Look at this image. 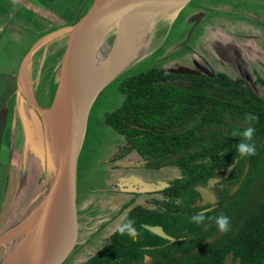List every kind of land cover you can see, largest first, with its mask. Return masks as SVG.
Returning <instances> with one entry per match:
<instances>
[{
	"label": "trees",
	"instance_id": "trees-1",
	"mask_svg": "<svg viewBox=\"0 0 264 264\" xmlns=\"http://www.w3.org/2000/svg\"><path fill=\"white\" fill-rule=\"evenodd\" d=\"M251 76L258 92L241 72L190 75L156 65L123 79L119 86L123 101L105 120L124 139V155H137L147 165L175 166L180 176L166 189L165 217L139 211L138 218L139 205L134 206L136 238L116 231L104 249L77 264H146L144 253L155 256L150 264H224L228 255L238 264H264V73ZM53 77L54 96L57 78ZM249 114L256 119L246 121ZM249 125L255 129L250 142L256 151L243 157L236 144ZM236 159L230 175L220 182L229 188L219 190L218 207L197 212L200 208L192 205L199 195L195 187L205 185L217 169H227ZM240 180L239 189L230 194ZM79 185L84 186L80 180ZM194 214L203 215L199 224L191 219ZM220 215L228 217L226 231L216 226ZM141 223L163 224L168 234L183 239H163ZM164 241L162 249L144 247Z\"/></svg>",
	"mask_w": 264,
	"mask_h": 264
},
{
	"label": "rangeland",
	"instance_id": "rangeland-1",
	"mask_svg": "<svg viewBox=\"0 0 264 264\" xmlns=\"http://www.w3.org/2000/svg\"><path fill=\"white\" fill-rule=\"evenodd\" d=\"M67 2L57 0L56 8L60 9ZM28 4L41 6L40 0H29ZM171 14L172 11L169 12ZM169 15H161L154 26L146 30L154 38L150 50L106 80L91 106L78 157L79 180L86 187V191H80L83 198L79 197V190L78 194L76 190L77 209H83L88 202L87 213L91 216L95 215L100 205L104 206L102 214L110 213L114 208L113 200L111 203L108 197L102 200L99 196L101 190L111 188L112 178L128 168L139 171L143 164L142 158L137 155L121 158L124 139L105 120L106 114L115 110L123 101L119 86L125 77L156 65L176 67L180 62L192 64L194 62L186 60L188 52L192 51L191 47L198 62L207 64L208 68L234 75L243 66L251 73H264V0H190L175 17ZM55 16L59 18L62 14L59 12ZM52 28L55 30L57 27L51 24V31ZM42 34L45 35V32ZM115 34L114 28L105 35L108 47L113 44ZM64 45L65 40L62 38L58 45L46 47L45 52L40 49L36 56L32 55L33 63L31 61L26 77L21 72L13 96L8 98L7 105L1 110L7 116L10 127L8 133L7 130L2 131L4 137L0 136V264L5 262L7 251L13 249L26 232L5 239L3 237L25 226L34 214L40 213L52 189L44 114L34 105L43 108L51 105L54 97L53 75L56 71L55 77H58L59 67L56 69V65L58 61L60 65ZM23 78L29 79V86ZM166 175L169 178L167 181H171L179 175V171L175 167H168ZM86 197L87 202L84 199ZM85 214L86 209L82 210L80 217L83 220L79 221L80 229L83 230L81 240L97 226V222L89 221L85 224ZM60 218V205L56 203L42 226L36 246L42 240L47 243L59 225ZM94 250V247L86 250L78 247L63 264H77L88 258V253ZM224 264L238 262L228 255Z\"/></svg>",
	"mask_w": 264,
	"mask_h": 264
},
{
	"label": "water",
	"instance_id": "water-1",
	"mask_svg": "<svg viewBox=\"0 0 264 264\" xmlns=\"http://www.w3.org/2000/svg\"><path fill=\"white\" fill-rule=\"evenodd\" d=\"M121 1L85 0L66 25L40 39L32 46L23 59L22 72H25L29 59L43 41L63 36L65 45L58 69L57 87L51 105L48 108L34 105L36 109L44 114L45 130L47 132L46 138L48 140L47 145L51 165L50 175L52 179V189L48 196L49 198H47L50 199L53 194H57L61 218L54 233L48 238L47 246L43 250L28 253L29 255L25 256L26 258L23 261L21 259V262L18 264H63L78 244L81 230L79 221H81L80 215L82 209H77L76 190L77 194L79 190V197L83 198L81 196L82 187L79 185L78 180V157L91 106L103 83L91 95L82 123H79L77 120L75 122L74 119L75 88L84 72L85 57H96L97 49L95 50L96 47L94 45L97 41L104 40L109 30L100 37L98 35L114 17ZM189 1L181 0L170 8L165 7L164 9L161 7V9L156 10L160 12L158 18L161 15H169L171 11L172 14L169 16L175 17L180 9ZM95 38H97L96 41H94ZM92 43L94 44L91 49L90 44ZM196 67L198 70L181 66L173 70L187 74H199L200 71H203L208 75H213L208 68L199 63H196ZM118 73L120 72L118 71ZM241 73L246 77L252 90L258 92L248 70L242 68ZM236 162L237 159L227 169H217L218 174L210 177L206 185L195 187L202 198L198 203L199 205H205L208 201H216L217 198L212 187L229 176ZM247 171L248 167H246L243 177ZM239 184L233 188L232 192L237 190ZM145 226L171 242L183 239L166 233L160 226L147 224Z\"/></svg>",
	"mask_w": 264,
	"mask_h": 264
},
{
	"label": "bare ground",
	"instance_id": "bare-ground-1",
	"mask_svg": "<svg viewBox=\"0 0 264 264\" xmlns=\"http://www.w3.org/2000/svg\"><path fill=\"white\" fill-rule=\"evenodd\" d=\"M180 1L181 0H122L120 2L114 17L98 35V37H100L108 30L109 33L115 28L116 34L113 44L111 47H108L105 43L106 40L97 41L94 45V47H96L95 50L97 49L96 57H85L84 72L75 88V122L77 120L79 123H82L91 95L102 83L114 76L118 71L120 72V70L128 64L144 56L150 50V47L154 45V38L151 36L144 38V34L146 30L151 29L157 21L160 12L156 10L161 9V7L164 9L165 7H173L174 4H177L176 2ZM97 38H95L94 41H96ZM93 44L94 43L90 44L91 49L93 48ZM28 69L29 64L24 72L25 77ZM46 119L48 120L47 117ZM45 201L46 202L41 206L40 213L37 212L34 214L25 226L12 230L3 237V239H5L16 233L26 232L23 239L17 241L16 244L14 242V248L7 251L3 264H18L21 262V259L23 261L26 258L25 256L29 255L28 253L43 250L46 247L47 243H45L44 240L37 246L36 242L42 226L47 221L46 219L50 217L55 204H58L57 194H53L50 199ZM46 210L47 213H45Z\"/></svg>",
	"mask_w": 264,
	"mask_h": 264
},
{
	"label": "flooded vegetation",
	"instance_id": "flooded-vegetation-1",
	"mask_svg": "<svg viewBox=\"0 0 264 264\" xmlns=\"http://www.w3.org/2000/svg\"><path fill=\"white\" fill-rule=\"evenodd\" d=\"M147 32V31H146ZM150 32V31H149ZM148 36H150L148 34ZM147 36V37H148ZM192 51L188 52V58L186 59L188 62H194L192 64H187V63H182L180 62L179 64L176 65V67H169L170 71L175 72L173 69H177L178 67H188L191 69L198 70L196 67V63H199L203 65L201 62H198L196 59L197 55L194 53L193 48L191 47ZM221 53L223 52L222 50H219ZM207 65V64H206ZM206 65V68H208ZM245 68L243 66H240L239 72H241V69ZM212 73L213 69L210 67L208 68ZM248 70V72L252 75L250 70L248 68H245ZM238 70V68H237ZM217 71V70H215ZM223 71V70H220ZM179 73V72H175ZM202 73H205L203 71H200L199 74H190V75H200ZM182 74V73H180ZM187 74V73H186ZM206 74V73H205ZM208 75V74H207ZM212 76V75H211ZM116 153V152H115ZM125 151L121 153L120 155L121 158L127 156L126 154L124 155ZM119 155V156H120ZM119 159V157L117 158ZM143 160V164H141V168H139V171H131L129 170L130 168L127 169L124 173L121 175L116 176L115 178H112V183L110 185V189L101 190L100 197L103 198L102 200L106 199L109 200L112 203V200L114 202L113 206L114 208L111 210V212H106L105 214H102L101 212L104 210V206L100 205L99 210L95 212V215L91 216V214L87 213L88 209V202H87V197L84 198L86 199V206L82 209H86V214H85V224L86 222L89 223L91 222H97V226L89 231L88 234H85L86 237L84 240H81L82 237V232L83 230H80V235L78 239V244L76 245L75 249L77 250L78 247H82V249L86 250L88 248L94 247L93 252L88 253V258L82 261H87L89 260L95 253L96 251H101L104 249L105 245L109 243L110 237L112 236L113 233H115V229L118 225H121L125 223L126 221L130 220L131 222L135 220V211L133 210L134 206L139 205L136 213L139 216V211L146 212L144 213L147 216L153 215V216H159V217H165L166 212H167V196H166V189L169 186V178L167 179V166L161 165V166H152V165H147L146 160ZM170 167H175V166H170ZM138 168V167H137ZM177 168V167H175ZM221 169V168H220ZM232 172V171H231ZM230 175V174H229ZM180 175H177L176 177H179ZM175 178V177H174ZM173 179V178H172ZM243 179V177H242ZM225 180V179H224ZM223 181V180H222ZM221 182V181H220ZM215 184L214 187H212V190L216 196V201L215 202H207L205 205H199V201L202 200L201 196L198 195V197L193 198V206L199 207L200 210L197 212H206L209 211L213 208L218 207L219 201H220V193L219 190H223L225 187L221 183ZM242 180H240L238 183L239 187L241 185ZM206 185V184H205ZM237 185V184H236ZM234 185L233 188L236 186ZM237 188V190L239 189ZM233 188L231 189L230 194L236 192H232ZM86 187L82 186V191ZM101 189V188H100ZM100 200V201H102ZM106 200V201H107ZM132 201V202H131ZM244 206V205H243ZM82 212V211H81ZM96 217L97 219L95 220ZM100 217V218H99ZM147 218V217H146ZM82 219V218H81ZM94 219V220H92ZM83 220V219H82ZM156 225L162 227V229L166 232L165 227L163 224L160 223H141L143 227H145L147 230H149L145 225ZM133 227V224H132ZM82 231V232H81ZM152 232L151 230H149ZM154 235L161 237L160 235L152 232ZM167 233V232H166ZM137 235V231H136ZM147 238V235H145ZM136 238V236L134 237ZM163 239H166L164 237H161ZM167 240V239H166ZM167 241L164 242H157L155 245H146L144 246L146 249L150 250H155L156 248L162 249L166 247ZM74 249V250H75ZM76 252V251H74ZM161 253V252H160ZM148 256V258H147ZM155 256L152 253H144L143 254V260L146 264H150L153 262Z\"/></svg>",
	"mask_w": 264,
	"mask_h": 264
},
{
	"label": "crops",
	"instance_id": "crops-1",
	"mask_svg": "<svg viewBox=\"0 0 264 264\" xmlns=\"http://www.w3.org/2000/svg\"><path fill=\"white\" fill-rule=\"evenodd\" d=\"M5 1L2 3L0 0V136L3 137L5 133L2 131L7 130L8 133L10 122L8 124L7 116L5 113L2 114L1 110L15 92L25 55L40 39L54 31L53 28L52 31L50 29L51 24L56 25L55 30L66 25L68 19L73 18L85 0H68L66 5L60 6L61 11L56 8L57 0H43V2L40 0L41 6L30 5L29 0ZM59 12L62 16L58 18L55 14ZM42 32H45V35ZM62 38L63 36H59L43 41L33 55L36 56L40 49L45 52L46 47L58 45ZM31 61L33 63L32 58L28 61L29 66ZM55 75L56 72L53 76ZM24 80L29 86V79ZM12 125L16 128L15 122Z\"/></svg>",
	"mask_w": 264,
	"mask_h": 264
},
{
	"label": "clouds",
	"instance_id": "clouds-1",
	"mask_svg": "<svg viewBox=\"0 0 264 264\" xmlns=\"http://www.w3.org/2000/svg\"><path fill=\"white\" fill-rule=\"evenodd\" d=\"M255 119L256 117L251 114L246 115L245 117L246 121H251ZM254 131L255 129L251 125H249L245 127L241 133H239V135L243 137V140L236 144V151L243 157L255 155V151H256L255 144L250 142L252 141ZM244 141H249V142H244ZM191 219L195 223L199 224L203 220V215L194 214ZM215 223L220 231H226L229 224L228 217L224 215H220L215 218ZM115 231L121 234L127 233L130 237L136 236V230L134 227H132V222L130 220L126 221L121 225H118Z\"/></svg>",
	"mask_w": 264,
	"mask_h": 264
}]
</instances>
